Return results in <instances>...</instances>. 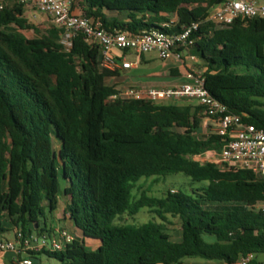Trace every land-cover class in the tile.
Returning a JSON list of instances; mask_svg holds the SVG:
<instances>
[{"label": "trees", "instance_id": "16d2710c", "mask_svg": "<svg viewBox=\"0 0 264 264\" xmlns=\"http://www.w3.org/2000/svg\"><path fill=\"white\" fill-rule=\"evenodd\" d=\"M73 1L108 30L171 33L200 22L192 53L203 64L206 90L246 123L264 128L263 19L207 22L215 0ZM8 2L0 0V234L11 227L25 235L47 231V211L53 214L65 196L64 219L79 236L61 251L32 258L234 264L253 254L250 264H259L264 210L256 206L264 201V180L193 159L222 149L220 136H201L202 108L121 97L106 82L118 71L104 67L98 45L79 34L66 52L60 29L42 33L25 17L24 4ZM27 30L35 37L18 32ZM173 175L188 178L190 189L134 194L142 179ZM144 208L160 221L118 222ZM168 216L180 219L177 240L164 224Z\"/></svg>", "mask_w": 264, "mask_h": 264}, {"label": "built area", "instance_id": "2783aa9c", "mask_svg": "<svg viewBox=\"0 0 264 264\" xmlns=\"http://www.w3.org/2000/svg\"><path fill=\"white\" fill-rule=\"evenodd\" d=\"M24 5L36 8L37 12L49 16L54 25L62 31L63 50L69 52L73 40L82 34L89 44L98 45L104 67L116 70L131 69L133 63L123 60L125 52H135V65L140 64L143 54L156 52L165 63L169 58L179 62L188 59L186 81L170 88H135L125 90L121 97L147 100L157 104L173 99L198 101L204 114L214 122V134L222 138V149L218 153L223 170H249L264 180V128L246 123L243 118L232 113L228 106L212 97L205 87L204 72L197 68L198 57L191 50L197 42L194 34L201 23L185 25L179 32L134 34L129 31L105 29L100 21L93 22L83 13L73 11V0H19ZM206 4H204L205 6ZM255 19L264 20V0H215L209 7L207 22L229 26L240 20L248 23ZM174 22L164 24L171 28ZM122 55H120V54ZM264 210V201L256 206ZM77 236L64 227L49 228L44 232L25 235L16 231L12 239H0V264H6L4 254H13V264H33L31 254L43 251H61L72 244ZM253 254L245 255L234 264H250Z\"/></svg>", "mask_w": 264, "mask_h": 264}, {"label": "rangeland", "instance_id": "374dc122", "mask_svg": "<svg viewBox=\"0 0 264 264\" xmlns=\"http://www.w3.org/2000/svg\"><path fill=\"white\" fill-rule=\"evenodd\" d=\"M14 3H19V2H18V0H9V2L7 4L12 6ZM34 11L35 12L33 13L32 10H30L28 7L24 6L25 17L28 19V21L30 23L34 24L35 26H37L42 33L46 32L48 30L47 26L50 27V20L48 18L46 20L39 19L40 16L43 17L44 14L37 12V10H34ZM45 17H47V15ZM18 32L20 34L28 37V38L35 37V33L32 30L18 31ZM155 56H157L155 53L146 54V57H148V58H152V57L154 58ZM129 59L134 60V55H131L129 57ZM157 63L158 62L156 61L155 65ZM106 82H107V84L114 86L115 89L120 94H123L125 92V90L127 89L124 87L119 88L116 84L113 83V81L110 78H108ZM194 101L198 102L196 100H194ZM213 132H214V130L211 133L213 134ZM211 133L207 130H206V132L203 133L201 130V136L202 137H207ZM56 146L58 147V145H56ZM193 159L195 161H199L201 163L214 162V163H217L218 165H220V157L218 155V152H216V151H209V152H206L205 154H202V155H196L193 157ZM181 189H185L187 191L190 189L188 178L184 177L183 175H173V176H169L167 178L158 179V180H156L154 178L142 179L136 185V188L134 190V194L136 195V197H139V195L141 194L142 191H147L150 196L163 197L168 193V191L177 192L178 190H181ZM58 203H59V213L55 212L53 214H50L47 211V216H48L47 223L49 226H52L53 223L60 225L61 227L64 226L63 210H64L65 205H66L65 198L63 196H61L58 199ZM57 214H59V216H61L62 221H59L57 219V217H56ZM152 219H156L157 221H160L158 218H156V215L154 213H152L150 209L144 208L134 217H131L129 215L122 216L121 218L118 219V222L119 223L143 224V223H146ZM6 224L9 225L10 223H6ZM164 224L166 225L168 232L173 236V238H175L176 240L179 239L180 231H181L180 219L168 216V221L165 222ZM64 227H66V225ZM15 231H16V229H12V227H11V231H9L8 233L0 234V239L3 237L12 238ZM32 259H33V264H61V262H59L58 260L51 258L45 254L36 255ZM185 261L188 264L189 263L193 264L194 262L204 261V260L186 259ZM257 261L259 264H264V254H259L257 256ZM10 264H13L12 261Z\"/></svg>", "mask_w": 264, "mask_h": 264}, {"label": "crops", "instance_id": "0c3cea01", "mask_svg": "<svg viewBox=\"0 0 264 264\" xmlns=\"http://www.w3.org/2000/svg\"><path fill=\"white\" fill-rule=\"evenodd\" d=\"M19 2V0H18ZM28 7L32 12L34 13L36 8L30 6V5H24ZM73 11L75 13H83L82 8L78 3H75L73 6ZM44 14L43 17L40 16L39 19L46 20L47 18L50 20V27L47 26V29L51 27H55L53 20ZM193 50V49H192ZM191 50V52H192ZM155 53L157 56L154 58H148L146 57V54H143L140 57V64L135 65V61L137 59V55L135 52H125L123 55V60L133 63V67L131 69H122L121 67L117 68L118 75L115 77H111L110 79L113 81L114 84H116L119 88H170V87H176L186 81V69L190 65V61L186 59V61L179 62L175 58H169L165 63H163L156 52H150ZM120 54V53H119ZM122 55V54H120ZM131 55H134V60H130L129 57ZM156 61L158 62L156 65ZM197 68L204 71L203 64L198 58V62L196 64ZM107 81V80H106ZM117 87V88H118ZM160 104H175L179 106H192V107H199L198 102H195L191 99L181 98V99H173L164 101ZM199 114L202 117V132L209 131L210 133L215 129V124L212 120H210L202 110H200ZM61 197V196H60ZM58 197V199L60 198ZM66 200V205L63 210V214H65L66 206L69 204V199L63 196ZM56 213H59V203L57 202V209L55 211ZM54 212V213H55ZM57 219L59 221L61 220V216L57 214ZM64 217V216H63ZM66 225V227H64ZM64 228L69 229L70 231L74 232L76 236H79V232L74 228L73 224L70 222L68 218L64 219ZM52 228L54 227H61L60 225H57L55 223L52 224ZM13 238V237H12ZM12 238H6L3 237L1 239H12ZM5 261L7 264L11 263V260L13 258V254L6 253L4 254ZM192 264V263H189ZM193 264H221L219 262H209V261H197Z\"/></svg>", "mask_w": 264, "mask_h": 264}]
</instances>
